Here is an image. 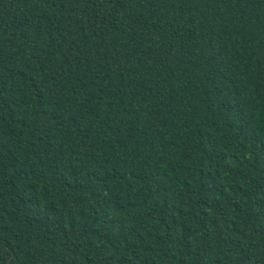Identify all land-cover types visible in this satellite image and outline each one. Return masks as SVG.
<instances>
[{
	"label": "trees",
	"instance_id": "trees-1",
	"mask_svg": "<svg viewBox=\"0 0 264 264\" xmlns=\"http://www.w3.org/2000/svg\"><path fill=\"white\" fill-rule=\"evenodd\" d=\"M0 264H264V0H0Z\"/></svg>",
	"mask_w": 264,
	"mask_h": 264
}]
</instances>
